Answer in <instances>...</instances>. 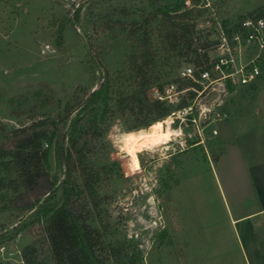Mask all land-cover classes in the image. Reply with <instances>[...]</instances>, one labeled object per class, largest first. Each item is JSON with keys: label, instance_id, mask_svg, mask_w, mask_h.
I'll use <instances>...</instances> for the list:
<instances>
[{"label": "rangeland", "instance_id": "374dc122", "mask_svg": "<svg viewBox=\"0 0 264 264\" xmlns=\"http://www.w3.org/2000/svg\"><path fill=\"white\" fill-rule=\"evenodd\" d=\"M204 2L209 9L199 27L210 43L220 26L235 25L264 4V0ZM124 7L126 13L121 12ZM140 7L139 0H0V142L31 116L59 111V101H71L75 92L84 98L93 90L100 73L94 57L111 73L116 71L124 59L122 22L136 17ZM66 19L71 20L64 24ZM212 87L197 98L198 106L216 108L200 116L202 136L192 128L193 137H186L185 130L179 132V120L171 122L168 117L144 127L161 128L169 134L166 142L133 150L130 132L139 129L128 131L119 114L110 121L101 159L112 163L114 174L102 193L108 195L114 238H131L142 250V264H245L237 248V262L218 257V224L228 219V200L237 207L238 195L248 194L242 153L246 156L249 149L243 141L260 138L264 108L260 115L245 110L246 115L241 88L226 95L229 116L218 121V84ZM262 91L260 86L253 106L264 104ZM222 135L225 141L219 143ZM200 139L203 142L196 144ZM49 163L55 173L53 151ZM20 218L0 213V232ZM34 239V232L25 230L15 240L2 242L0 247L6 248L0 250V263L25 264L21 251Z\"/></svg>", "mask_w": 264, "mask_h": 264}, {"label": "trees", "instance_id": "16d2710c", "mask_svg": "<svg viewBox=\"0 0 264 264\" xmlns=\"http://www.w3.org/2000/svg\"><path fill=\"white\" fill-rule=\"evenodd\" d=\"M139 1L138 15L122 22L125 49L119 68L111 73L94 57L100 73L93 90L84 98L75 92L71 101H59V111L31 116L0 142V213L21 216L19 223L0 232V244L32 230L34 241L21 251L25 264H43L45 257L46 264L143 262L142 250L131 238L113 236L102 186L114 171L112 163L102 161L101 146L115 114L131 131L165 120L188 105L196 96L192 89L177 104L156 92L166 95L171 83L179 89L200 88L179 72L192 64L199 76L211 66V50L199 27L209 9L204 0ZM248 15L264 18V4ZM88 51L91 54L89 46ZM261 68L264 72V60ZM51 151L55 173L49 163Z\"/></svg>", "mask_w": 264, "mask_h": 264}, {"label": "built area", "instance_id": "2783aa9c", "mask_svg": "<svg viewBox=\"0 0 264 264\" xmlns=\"http://www.w3.org/2000/svg\"><path fill=\"white\" fill-rule=\"evenodd\" d=\"M218 36L214 43H210L211 66L200 70L199 76H195V66L186 64L180 69V76L191 77L200 84V88L189 87L179 89L176 83H171L166 95H159L160 98H166L171 103L177 104L181 98L186 95L189 89L196 91V96L188 105L172 111L168 116L173 122L177 118L180 123L179 132L185 130V136L192 138L191 129L194 128L202 136L200 128V116L214 112L216 108L209 109L198 106L197 98L203 94L207 95L209 89H216L218 84V121L229 116L226 107L225 97L229 92L236 91L241 88L251 87L259 81L264 75L261 63L264 60V18L246 16L237 24H229L219 27ZM167 117V118H168ZM217 133V130H213ZM179 133V134H180ZM187 142V140H186ZM203 142L198 140L196 144ZM5 246L2 245L0 250L4 252Z\"/></svg>", "mask_w": 264, "mask_h": 264}, {"label": "crops", "instance_id": "0c3cea01", "mask_svg": "<svg viewBox=\"0 0 264 264\" xmlns=\"http://www.w3.org/2000/svg\"><path fill=\"white\" fill-rule=\"evenodd\" d=\"M260 86L263 87L261 94L264 97V75L257 83L241 91L244 113L249 110L248 113L253 116L261 114L263 101H260V105L252 104V98ZM258 136V139L243 141V145L249 149L248 154L245 152L246 156L242 153L249 182L248 194L238 195L237 207H233L228 200V219L218 224V257L223 256L224 260L231 263L237 262L235 252L240 251L239 255L245 264H264V131L261 130ZM225 138L226 135H222L219 143L225 141ZM237 144L242 145L238 141Z\"/></svg>", "mask_w": 264, "mask_h": 264}, {"label": "bare ground", "instance_id": "6f19581e", "mask_svg": "<svg viewBox=\"0 0 264 264\" xmlns=\"http://www.w3.org/2000/svg\"><path fill=\"white\" fill-rule=\"evenodd\" d=\"M130 135H133V138H131L133 142L132 144L133 150H140L141 148L148 146L149 143L151 142H156V143L166 142L167 136L169 134L162 131V129L159 128L158 126L154 125L149 129L144 128L137 130L135 133L130 132Z\"/></svg>", "mask_w": 264, "mask_h": 264}]
</instances>
